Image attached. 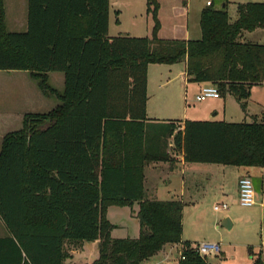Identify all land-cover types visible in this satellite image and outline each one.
<instances>
[{
	"label": "trees",
	"instance_id": "16d2710c",
	"mask_svg": "<svg viewBox=\"0 0 264 264\" xmlns=\"http://www.w3.org/2000/svg\"><path fill=\"white\" fill-rule=\"evenodd\" d=\"M215 2L203 9L199 40H162L159 3L147 0L152 38H109L110 0H28V28L10 33L0 0V71H29L44 94L46 74L65 75L61 105L27 114L0 151V215L18 264H64L66 244L100 241L94 264H144L183 233L180 201L150 199L145 168L169 161L170 142L186 163L264 169V119L153 122L147 119L148 66L186 63L189 81L215 85L245 110L264 84V3L238 4L231 22ZM139 204L140 235L113 239L112 206ZM188 249L180 264H207ZM254 264H263L260 258Z\"/></svg>",
	"mask_w": 264,
	"mask_h": 264
},
{
	"label": "crops",
	"instance_id": "0c3cea01",
	"mask_svg": "<svg viewBox=\"0 0 264 264\" xmlns=\"http://www.w3.org/2000/svg\"><path fill=\"white\" fill-rule=\"evenodd\" d=\"M8 1L10 2L12 11L10 16L7 11ZM157 1L159 3L160 0ZM210 1L211 0H207L206 7ZM4 7L5 25L7 31L10 33L25 32L28 28V0H4ZM121 7V3H113L112 0H110L109 38L122 36L151 39L155 25L152 14L148 13L146 10L147 19L145 20L146 24L144 27L142 20L143 17L134 13L133 19L135 22H131V27L124 30L122 28L123 23L121 21L123 11L118 10ZM127 8L135 12L133 10V4H130V1L127 3ZM113 13L115 14L114 20H112ZM190 14L191 6L189 5V2L187 3V0H161L158 11V19L160 21L161 28L158 32V37L162 40L188 41L201 39L202 32L200 33L197 30L195 31L190 26ZM185 16L187 18L186 20L184 18ZM138 18H141L140 25L138 23ZM112 22L114 23V29H112ZM8 25L12 27V30H8ZM245 36L246 35L243 34L241 37L243 42L264 44V29H258L251 32L250 35H247V37ZM181 64L184 67V74L180 83H177L175 77H173L174 68L178 64H150L148 66V101L146 106L147 118L151 117L150 115H154L152 116L153 122H175L181 129L183 128L184 122L188 120L214 121L203 118L213 112L214 114H211V119H214V117L218 115V110L213 108V106L210 107L207 105L189 112L186 97L184 98L185 105L182 106L180 98L182 89L185 90V96L186 92L192 91L195 94L196 100V96L199 94L201 88L212 84L194 83L189 81L186 72V63L182 62ZM162 66H168L169 68ZM46 84L52 93L48 92L47 94H44L39 87V81L29 71H0V151L2 140L5 135L20 130L22 128L25 115L48 113L61 105L59 95H62L65 90L64 73L52 72L46 74ZM228 97H231V95L228 94L225 97L221 96V98L225 100L224 109L226 108V100ZM250 104H253L256 109L254 114H250L249 112ZM181 106L183 107L184 118L178 121L175 120L177 118L174 119L176 116L173 115L180 114ZM244 112L247 117H250L254 121H261L264 119V84L253 87L251 96L247 100ZM188 114L191 116H188ZM168 153L171 156L169 161H157L149 164L145 168L144 188L146 195L150 199L162 202L180 201L183 203L182 241L179 244H168L164 246L158 254L144 264H180V253L184 248H186L184 243H189L190 246H194L198 243L204 242H197L196 240H192L191 238L185 236L186 210H197L194 214L192 222L195 226L200 225L201 212H199V208L201 207L199 206H201L203 200H214L220 202L221 204L233 201L234 195L238 198L239 181L245 176L251 178L256 192V204L249 207L247 212L251 215L262 208L261 201L264 195L263 168L204 164L207 165L205 169H195L192 167V163L185 162L182 152L175 151L173 149L172 141L170 142ZM137 205L138 211H135V213L139 212V204L137 203ZM114 207L116 206L110 207L107 212L108 221L115 226L111 233L112 238L131 239L114 235V232L120 227V224L112 223L109 218V212ZM228 211L229 209L227 210V214L225 213L224 216H221V219H223L222 221L225 219L233 221V228L236 220ZM247 222H251V219H248ZM10 238L15 239L0 215V264H18L14 253V243L7 240ZM263 239L264 237L262 236V241ZM15 242L18 244L16 239ZM87 248L89 251H92V255L94 257L93 262L87 264H94L99 258L100 241L85 242L84 244L77 245L66 244V250L69 256L64 264H83L84 259L87 258ZM250 249L255 253L254 247H250ZM263 250L264 245H261V247H259V251L263 253Z\"/></svg>",
	"mask_w": 264,
	"mask_h": 264
},
{
	"label": "rangeland",
	"instance_id": "374dc122",
	"mask_svg": "<svg viewBox=\"0 0 264 264\" xmlns=\"http://www.w3.org/2000/svg\"><path fill=\"white\" fill-rule=\"evenodd\" d=\"M130 1V4H133V12L131 9L127 8V3ZM164 1V0H163ZM171 1V0H166ZM215 2V7L217 9H222L225 5L223 0H212ZM113 3L119 2L122 7L118 10L123 11L121 21L123 23L122 28L124 30L131 27V22H135L133 19L134 13L141 15L143 20V26L145 27V20L147 19V0H112ZM161 0L159 1V3ZM191 6L190 14V26L193 30H197L201 33L200 28V18L203 8H206L207 0H187V3ZM245 3H264V0H228L227 12L230 16L231 22H235L238 19V4ZM180 4V3H179ZM7 11L9 16L11 15V5L10 2H7ZM115 14H112V20H114ZM187 19L186 16L184 17ZM139 25L141 24V18H138ZM112 29H114V23L112 22ZM8 30H12V27L8 25ZM113 33V31H112ZM244 35H250L249 32H245ZM254 40V39H252ZM159 67V66H158ZM169 68L168 66H162ZM184 74V67L181 63H178L174 68L173 77L177 83H180ZM181 90L180 98L182 106L185 105L184 98L187 100V107L189 112L194 109H200L209 105L210 107L216 108L218 115L211 119V114L209 113L206 120H214L218 122H228V123H251L254 120L250 117H247L244 109L241 107L240 103L237 102L234 96L227 98V105L224 109L225 100L223 98L207 100L206 102H196L195 94L192 91L186 92ZM56 101V100H54ZM59 104V103H58ZM181 106L180 114L173 115L177 118L175 120H182L183 117V107ZM55 108V107H53ZM256 111L253 104L249 105L250 114H254ZM226 112V113H225ZM147 118L153 121L152 116ZM188 116H191L188 114ZM190 118V117H189ZM195 169H205L207 165L204 164H193ZM221 203L214 200H203L199 212H201V224L195 226L192 222L194 214L197 212L196 209L186 210V221H185V236L191 238L192 240L200 241H215L219 242L223 246L222 255L219 257H209V264H254V261L257 258L262 259L264 263V250L263 253L259 251V247L264 245V239L262 241V236L264 237V209H259L253 214H249L247 211L249 208L242 207L238 198L234 195V200L228 202L229 211L231 216L236 220L235 226L232 229H228L222 225L223 219L221 216L227 214V211L220 210L219 212L214 210V206L220 205ZM138 205L135 203L133 206L125 207H114L109 212V218L112 223L120 224V227L114 232L115 236H122V238H138L140 233V223L138 219ZM248 219H251V222H247ZM233 222V221H232ZM250 247H254L253 250ZM177 254V253H175ZM94 257L92 251H89L87 248V258L84 259L83 264L92 263Z\"/></svg>",
	"mask_w": 264,
	"mask_h": 264
},
{
	"label": "built area",
	"instance_id": "2783aa9c",
	"mask_svg": "<svg viewBox=\"0 0 264 264\" xmlns=\"http://www.w3.org/2000/svg\"><path fill=\"white\" fill-rule=\"evenodd\" d=\"M211 2H208V6ZM221 98V94L219 89L215 85H206L201 88L199 94L196 96L197 102H204L210 99H219ZM238 202L242 207H252L256 204V192L254 189V184L250 177L245 176L240 179L239 181V194H238ZM261 207L264 209V195L261 201ZM229 209V205L227 203H223L214 207L215 211L224 210L227 211ZM187 248H184L183 251L180 253V260L185 261L186 256L185 252ZM191 251L195 252L200 257L207 259L209 257H219L222 255L223 246L219 242L214 241H204L198 243L194 246H191ZM207 264H209L207 262Z\"/></svg>",
	"mask_w": 264,
	"mask_h": 264
},
{
	"label": "water",
	"instance_id": "95a60500",
	"mask_svg": "<svg viewBox=\"0 0 264 264\" xmlns=\"http://www.w3.org/2000/svg\"><path fill=\"white\" fill-rule=\"evenodd\" d=\"M225 6V5H224ZM223 6V7H224ZM223 226H225L226 228L228 229H231L232 228V221L230 219H225L222 223Z\"/></svg>",
	"mask_w": 264,
	"mask_h": 264
}]
</instances>
